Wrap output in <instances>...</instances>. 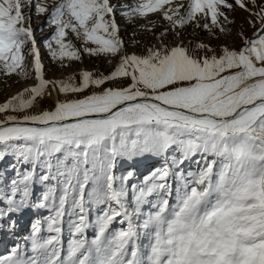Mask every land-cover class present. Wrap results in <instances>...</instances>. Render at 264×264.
<instances>
[{"label": "snow or ice", "instance_id": "1", "mask_svg": "<svg viewBox=\"0 0 264 264\" xmlns=\"http://www.w3.org/2000/svg\"><path fill=\"white\" fill-rule=\"evenodd\" d=\"M26 8L54 26L53 61L83 52L114 70L46 79ZM237 8L254 29L239 49L185 43L189 26L227 37ZM118 11L147 20L142 52ZM151 14L167 22L158 35ZM0 75L35 81L0 103V163L15 161L0 170V233L46 212L0 264H264V0H0ZM53 93L66 99L31 111Z\"/></svg>", "mask_w": 264, "mask_h": 264}, {"label": "rangeland", "instance_id": "2", "mask_svg": "<svg viewBox=\"0 0 264 264\" xmlns=\"http://www.w3.org/2000/svg\"><path fill=\"white\" fill-rule=\"evenodd\" d=\"M33 2H39L42 4H47L49 8L53 6L56 0H33ZM112 4L115 5H126L133 3V0H110ZM255 10V9H253ZM26 12H30L32 14V27L34 29L35 38L37 40L38 48L41 54V61L45 69V77L49 80H63L67 79L68 76L76 75L77 81L79 80L78 73L81 71H90L95 75L100 74H109L112 70H114L115 60L109 63V58L104 56L93 57L89 56L83 52H81V61H65L68 66L65 67L60 61H53L48 53V49L45 47V43L50 39L51 35L54 33V26L50 27L47 23V15L37 16L35 15L34 8L25 9ZM229 19L234 20L235 23L233 25H229L231 28V33L227 37H221L220 39H215L212 36H209L207 33L203 32L200 29H195L193 26H189L184 31V40L187 43L189 40H192L194 43L204 42L210 44L211 46L219 48L223 45H227L229 47H234L239 49L242 46V41L237 33L243 29L244 35L247 37H252L254 29L246 23V19H249V14L236 9L234 12L228 13ZM149 20L157 21L158 27L155 29L156 34L162 30L163 26H166L167 22L162 21L159 14H151L148 18ZM116 20L118 25L121 28L120 36L128 42V52H142L143 45L151 44L153 42L152 33L147 32L145 30L144 25L147 24V20L136 19L133 23H129V21L122 15L119 14V11L116 14ZM257 27L259 25L257 24ZM73 40V43L77 48H82V45L79 41L75 40L74 37H70ZM133 41H140L139 47H133ZM55 46V45H54ZM90 47L92 45H89ZM35 81L32 80H22L19 77L13 75L12 77H7L0 75V103H4L8 98L17 94L19 91H22L24 87L34 86ZM17 87L18 90L14 92H10L12 88ZM68 99L77 98L74 96H68ZM66 97L60 95V100H65ZM54 102L50 99H44L41 108L33 109L31 111L35 112L40 109L51 110ZM11 114L5 113L0 115V119H3L4 115ZM15 161L13 158H6L4 162L0 163V170L7 169L10 165L14 164ZM159 163V162H158ZM27 167V166H25ZM194 165L191 166L192 170H194ZM150 171V168L147 164H139L137 166V179L135 182L139 183V180L143 178ZM8 178L10 179L13 176V172L7 173ZM37 194H39V190H37ZM145 211L149 210L147 206H145ZM46 212L41 210V212H33L30 210H26L21 214H13V218L17 221V226L14 230H12L11 236L16 233L14 236H17V242L12 241L11 236L3 235L4 233H0V254H8V251L17 245L22 246H30L27 238L31 234V225L36 222V220H43ZM97 212L94 210L89 215L90 223L95 220ZM116 227H120V225H115ZM85 236L88 239L94 238V229L89 228L85 232ZM11 239V241H10ZM69 239V232L67 226H64L62 240L64 242V248H67V241Z\"/></svg>", "mask_w": 264, "mask_h": 264}, {"label": "bare ground", "instance_id": "3", "mask_svg": "<svg viewBox=\"0 0 264 264\" xmlns=\"http://www.w3.org/2000/svg\"><path fill=\"white\" fill-rule=\"evenodd\" d=\"M17 90L18 88L14 87L10 92L14 94V92H16ZM57 98L60 100V95H58L57 93H53L51 96L46 97V99H50L52 102H55ZM42 104H43V100L39 102V108H41Z\"/></svg>", "mask_w": 264, "mask_h": 264}]
</instances>
